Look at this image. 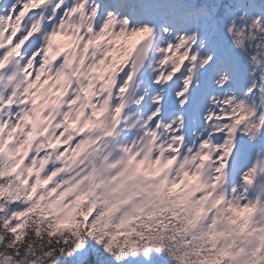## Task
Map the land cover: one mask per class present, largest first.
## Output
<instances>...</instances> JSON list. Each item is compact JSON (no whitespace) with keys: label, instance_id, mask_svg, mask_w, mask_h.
<instances>
[{"label":"rangeland","instance_id":"1","mask_svg":"<svg viewBox=\"0 0 264 264\" xmlns=\"http://www.w3.org/2000/svg\"><path fill=\"white\" fill-rule=\"evenodd\" d=\"M140 2L143 13L160 25L159 30L156 33L144 31L143 34L134 31L126 45L120 46L119 51L112 55L114 59L97 71L107 95L105 89L99 91L94 79L89 77L90 67L83 58L74 64L75 73L82 80L84 89L80 97L75 95L71 82L60 75L56 66L49 76L38 82L31 93L33 103H26L28 107L25 110L8 105V100L0 93V147L5 150L12 174L20 179L22 185L29 186L28 202L24 207L16 208L17 216L36 206L40 211H50L59 221L70 222L84 219L91 212L94 214V210H103L106 220L115 219L128 234H132L134 225L144 214L155 206L166 205L164 191L181 186L173 184L174 174L186 158L194 156L187 154L189 149L185 143H177L175 151L170 153L167 146L156 142V149L148 152L137 147L134 140L127 136L128 130L121 137H113L118 128L132 125L134 105L149 95L141 78L137 91L124 100L125 84L130 78V54L146 37L153 39L156 45L149 72L154 74L160 68V71H156L158 78L167 77L172 84L176 83L177 89L172 94L174 97L183 96L187 87L197 91L210 82L205 92L212 93L214 99L219 101L228 96L235 99L233 109L237 113H243L246 105L252 104V100L238 94L232 84L236 76L233 68L227 74L224 71L214 74L216 65L207 67L209 53L202 42L197 44L203 30L199 20L197 24L195 19L183 20L172 10H167L164 15L180 21L179 24L173 21L178 26L173 30L159 15L161 7L157 6L158 0ZM166 27L168 32L164 31ZM179 30L184 32L181 38ZM164 34L176 37V42L162 46L160 37ZM164 49H168L172 55L167 62L160 54ZM167 66L169 72L166 76L162 70ZM172 71L175 72L174 77ZM207 71L206 77H198ZM239 95V98L236 97ZM168 96L169 93L163 89L160 98L168 99ZM237 100L241 101L235 107ZM90 108L92 110L87 112ZM260 115L258 109L257 120ZM59 117L67 121V129L63 128ZM225 132L221 133L219 143L204 144L217 149L218 166L210 171L203 162L200 165L197 163L196 155L194 163L198 172L191 174V177H197L195 181L201 182L210 178L225 195L229 205L243 214L244 219L237 227L223 233L221 238L228 254L250 256L258 249L264 250V155L260 159L264 142L260 141L258 158H255L234 148L236 141L231 137L230 128ZM209 153H214L213 147ZM245 156H250L254 163L251 168L243 164ZM229 157H232V166L225 177L219 165ZM159 162L170 168L168 179L160 169ZM235 174L247 176L248 187L245 190L234 180ZM180 205L191 211L187 204L180 202ZM207 223L210 229L214 227L213 215ZM257 258L264 262V255L258 254ZM131 264H154V261L147 254H142Z\"/></svg>","mask_w":264,"mask_h":264},{"label":"trees","instance_id":"2","mask_svg":"<svg viewBox=\"0 0 264 264\" xmlns=\"http://www.w3.org/2000/svg\"><path fill=\"white\" fill-rule=\"evenodd\" d=\"M197 3L202 0H188ZM211 1L218 12V3L236 4L237 0H206ZM255 44L261 48V56L258 61L264 64V40L254 38ZM240 47L243 53L250 50L247 46ZM256 83H264V65L254 72ZM0 218L2 208H7L15 197L17 184L8 181L5 175L0 174ZM7 187V188H6ZM6 188V189H5ZM0 220V264H75L67 253L74 250L77 245L87 243V257L84 264H114L115 259L123 253V243L116 239H104L89 231H79L75 225H59L46 216L33 217L28 220L23 231L20 233H10L7 228H3ZM90 239L93 242L90 243ZM201 252L206 255L210 264H220L221 260H216L208 254L204 248ZM222 264H227L221 262Z\"/></svg>","mask_w":264,"mask_h":264},{"label":"snow or ice","instance_id":"3","mask_svg":"<svg viewBox=\"0 0 264 264\" xmlns=\"http://www.w3.org/2000/svg\"><path fill=\"white\" fill-rule=\"evenodd\" d=\"M61 4H63V0H61ZM0 5H4L3 9H0V14L3 12H7L6 19H15L21 11L23 10L25 3L24 0H9L8 4H4V0H0ZM127 4L121 5V7L127 8ZM67 7V5H65ZM73 10L74 9H70ZM61 11H63V8H61ZM126 23H131V20L128 18L127 15L124 17ZM139 31H148L147 28H140ZM165 32H168L169 29L166 27L164 29ZM16 39L22 44L26 37L23 35H18ZM210 37L208 35H204L200 37V39L197 41V44H200L201 42L204 45V48L207 49L209 46ZM19 47V44L17 45ZM13 51H16V49H13ZM218 60V54L216 51H212L209 53V62L207 67H211L212 64L217 63ZM219 63L223 66V69L225 71V74H227V69L229 67L230 61L226 56H219ZM29 66H31V62H29ZM232 166V157H229L227 161H222L219 167H222L225 171V173L228 172L229 168ZM15 231V229H13ZM87 243H84L82 245H77V247L68 252V257L75 262V264H84L86 257H87Z\"/></svg>","mask_w":264,"mask_h":264}]
</instances>
